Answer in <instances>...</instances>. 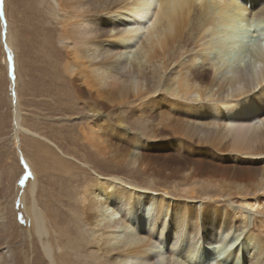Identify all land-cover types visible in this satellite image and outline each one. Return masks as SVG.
<instances>
[{
  "label": "bare ground",
  "instance_id": "1",
  "mask_svg": "<svg viewBox=\"0 0 264 264\" xmlns=\"http://www.w3.org/2000/svg\"><path fill=\"white\" fill-rule=\"evenodd\" d=\"M40 2L60 26L69 96L80 108L48 114L58 116L51 125L77 129L73 153L82 140L112 167L93 156L98 183L79 192L80 207L67 203L74 233L60 224L66 212L50 213L38 189L43 171L70 174L75 166L45 141L32 139V155L18 144L32 178L14 198L48 262L228 264L240 255L241 264H264V0ZM13 11L4 0L0 43L16 84L28 51ZM252 28L253 56L241 38ZM13 95L16 135L53 141L24 124ZM245 110L252 114L239 118ZM123 163L146 179L119 174ZM164 177L181 179L178 197L153 186ZM10 206L0 184V238L20 227L8 221Z\"/></svg>",
  "mask_w": 264,
  "mask_h": 264
},
{
  "label": "rangeland",
  "instance_id": "2",
  "mask_svg": "<svg viewBox=\"0 0 264 264\" xmlns=\"http://www.w3.org/2000/svg\"><path fill=\"white\" fill-rule=\"evenodd\" d=\"M40 3V0H11L17 29L21 39H24L28 51L26 57L22 58V66H25L21 69L22 73L24 72V80L21 82L17 80V83H14L11 68H9V55L4 44L0 43V184L7 211L10 212L12 208L10 205L14 201V214H8V221L10 222L14 218L20 223V227L16 228L17 230L15 231L12 230L13 233L11 235L6 231L5 236L0 238V252L3 254L0 264H50L47 257L44 256L45 254L42 253L43 251H41L40 241H37L38 239L28 231L30 224L24 209L17 202V197L14 198L16 189L23 187V183L32 178L22 156L19 154L18 144L22 143V150L26 154L32 155L30 152L25 151L30 149L29 143L34 142L32 139L36 138L45 141L51 145L56 154H63L62 148L66 152L65 158L70 159L73 166H75L70 174L62 172L60 169L43 171L38 189L39 196L50 213L54 209L57 211L61 210L63 213L66 212L65 216H61L60 224L62 227L68 225V228L74 233V224L69 220L71 217H68L71 213L67 209L69 207L67 203L78 207L81 206L79 200L80 191L84 186L93 187L98 183L96 180L98 168L93 164L95 160L93 156L98 157L97 162L100 163H102L101 160L103 159L101 155H97L94 149L89 148V145L83 146L82 140L80 141L79 139L78 142L80 144L76 145L77 151L75 150L74 154L72 144L74 136H79L77 129L75 131L65 130L61 133L56 126L51 125V119L53 121L54 119L57 120L58 116L54 117V115H51L52 117H50L48 114H61V112L72 114L73 112H80V108L72 102V96H69L72 87L66 80L63 70L64 49L58 39L60 26L50 16L49 7ZM244 31V36H241V38L247 40V43L245 45L246 48L244 46L242 48L247 52H245L246 54L253 56V46L257 41L256 39H258L257 31L254 33L253 28L251 32L249 30ZM15 91L19 94V104H21L24 124L32 130L42 127L53 141L43 140L42 137L36 136L32 131L22 132L19 137L16 135L14 128L16 102L15 97H12L13 94H17ZM57 145L60 146V149ZM82 152L89 160L91 159L89 165L83 163L86 158L83 157ZM111 168L106 166V164L102 166L104 170ZM119 169V174L124 177L131 175L138 180H143L147 177L142 169L128 163L121 164ZM180 180L177 177L158 178L153 186L156 189H168L178 197L182 192L179 189L174 190V188L181 186L179 183L180 185L175 187ZM212 189V193H215V188ZM226 197L225 194H222L218 199L222 201ZM82 227L86 229L88 227L87 223H82ZM70 258L77 259L73 255ZM241 259L242 257L240 258V255H238L233 257L231 262L233 263L234 261V264H241Z\"/></svg>",
  "mask_w": 264,
  "mask_h": 264
},
{
  "label": "snow or ice",
  "instance_id": "3",
  "mask_svg": "<svg viewBox=\"0 0 264 264\" xmlns=\"http://www.w3.org/2000/svg\"><path fill=\"white\" fill-rule=\"evenodd\" d=\"M3 5H4V0H0V18L4 16Z\"/></svg>",
  "mask_w": 264,
  "mask_h": 264
}]
</instances>
